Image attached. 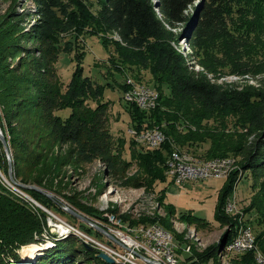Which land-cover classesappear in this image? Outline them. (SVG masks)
Wrapping results in <instances>:
<instances>
[{"label":"trees","instance_id":"16d2710c","mask_svg":"<svg viewBox=\"0 0 264 264\" xmlns=\"http://www.w3.org/2000/svg\"><path fill=\"white\" fill-rule=\"evenodd\" d=\"M31 1L33 10L19 13L10 9L0 16V125L9 136L14 180L22 183L19 189L48 209L54 207L53 199L26 187L29 182L41 185L43 180L46 185L51 184V170L43 161L47 146L54 144L69 145L67 156L73 163L88 164L97 159L117 178L134 166V173L123 184L147 190L158 181L168 180L164 172L173 145L198 158L231 155L238 159L242 172L233 170L222 184L213 222L196 216L192 210L177 215L174 206L164 200L165 189L157 201L165 207L168 218L175 216L196 228H225L219 242L193 251L185 259L188 264L217 262L220 250L233 240L238 224L224 206L244 171H249L252 194L242 210L255 235L256 248L264 258V75L256 80L257 86L241 87L221 79L227 71L255 72L248 52L254 43L249 40L264 32L257 24L264 18V0ZM23 15L33 19L26 33L36 45L28 61L19 62L14 68L8 58L20 57L21 51L16 48L18 38L9 24L18 22ZM255 31L259 34L255 35ZM85 34L98 37L107 49L112 46L108 61L116 72L124 74L130 70L129 76L135 81L146 82L158 91V106L147 110L122 98L132 128H162L166 139L157 148H142L131 140L126 147L129 159L124 158L127 141L123 136L114 138L108 126L110 101L103 100L105 86L83 73L85 52L79 42ZM180 37L188 44L185 55L177 49ZM64 52L73 54L75 67L70 80L62 84L52 64ZM195 65L201 67L195 70ZM145 71L149 74L147 81L142 79ZM116 85L123 93L125 81ZM66 107L71 110L66 118L55 114L54 110ZM26 114H33L37 120L34 125L42 130L36 138L43 140L45 154L40 152L38 141L25 138L15 126ZM7 165L6 157L0 153V169L5 177ZM15 195L0 179V264H18V259L22 262L18 249L42 243L45 232L54 239L56 248L45 250L34 264H78L81 261L76 256L81 254H86L93 264H109L98 257L99 248L74 240L72 234L55 240V235L48 232L45 211ZM165 220L166 217L145 216L132 226L158 222L172 233L178 246L185 243L182 233L163 225ZM255 256L254 251H246L234 261L258 264Z\"/></svg>","mask_w":264,"mask_h":264},{"label":"rangeland","instance_id":"374dc122","mask_svg":"<svg viewBox=\"0 0 264 264\" xmlns=\"http://www.w3.org/2000/svg\"><path fill=\"white\" fill-rule=\"evenodd\" d=\"M16 2H19V4H17L18 6L14 5V3ZM90 6L91 10H95V6ZM10 9H15L19 13H21L25 10H33V4L31 0H0V16L5 15ZM32 21L33 19L31 18V16L27 18L23 15L18 22L12 24L10 22L9 24L11 30L14 32V35L16 34V38H18V44L16 48L21 51L19 53L20 57H16L14 59H12L11 57L8 58L10 66H13L14 68L18 66L19 62L21 63L24 60L28 61L30 53L34 51L33 47H35L36 44H34L35 42L31 41L27 37L26 33V30L30 28ZM257 24H259L260 29L264 30V18L260 21L258 20ZM9 26L7 23L6 27L9 28ZM254 34L258 35L259 32L255 31ZM99 41L100 40L98 37L92 36L91 34H85L79 42L83 47V51L85 52L82 61L83 73L86 76L92 77L95 82L104 84L105 87L103 91V100L105 101L106 99H108L110 101L109 107H107L108 126L112 133L111 135H113L114 138L119 139L123 136L126 139L127 143L124 147L125 149L123 156L125 159H129V150L128 148H126L128 147V141L132 140L135 143L136 141L134 140L133 135L129 134L127 131L130 128L135 130L136 128H132L130 126L129 115L121 97L122 92L116 84L117 82L119 83V81L123 82L122 80H124L126 75H129L131 71L126 70L124 74L116 72L115 68H113V66L110 64V61H108V54L112 51V46H109L107 49ZM251 41L254 44L251 45L248 52H250V55L252 56L251 60L254 61L255 72H253V74L252 72L247 74H235L227 71L225 76L221 79L229 81L230 83H237L241 87L251 85L257 86L256 80L264 75V67L261 66L264 62V32L263 34L261 33V37L260 35L257 36V39H254L251 36L249 43ZM25 47L27 51L26 49H24ZM36 55L37 52L34 54V56ZM72 55L73 54H66V52L61 53L58 56V60L54 64H52L54 68L53 70L55 71L57 78L62 81V84H65V82H68L70 80L73 72L72 69H74L75 67V60L73 59ZM197 66H199V68L201 67L200 65ZM142 79L144 81H147V79H149V74L147 71L143 72ZM1 111L3 110L2 106L0 105V120H3ZM70 111L71 110H69L68 107L54 110L55 114L60 116L61 118H66ZM231 118L232 117L228 116V119L232 120ZM35 123L37 124V120L35 119L34 121V115L26 114V116H22V119H20L18 124H16L15 126L22 130V135H24L25 138H28L29 140L30 138H33L36 142L38 141L37 146H39L40 152H43L42 148L45 146V144L42 139L39 140V138H36L42 133V130L38 129L34 125ZM2 130V132H5L4 135L7 136L5 137V140H7L9 136L7 135L6 128L3 127ZM26 133L28 134L27 136L25 135ZM68 149L69 145L54 144L53 146H47V157L43 161V165L48 166V168L51 170L48 176V178L51 179V184L46 185L45 180H43V183L41 185H36L31 182L26 184V187H31L41 193L43 192L45 196L53 199V201L55 202V204H53L54 207L52 208L53 211L52 209L50 210L45 205H41V203L34 200L31 195L23 192L25 198H28L30 196L33 202L32 204L30 203L31 206L40 208L42 211H45V213L47 214V225L49 227L48 232L53 233L56 239H64L72 234L74 236V240L80 239L81 241H84L83 243L89 245V235H91L101 240L97 241L104 244L107 243L109 247H113L114 250H117L120 253H124L125 251V256L132 255L137 264H150L143 260V258L140 256V253H129L127 252V250L123 249L126 248L123 243V245L120 246L119 244L114 243L113 240L111 241L109 239V235L113 233L111 229L116 231L122 230L124 232V235L126 234L127 236L133 238V240L136 239L137 243L143 242L146 244L147 242L144 238H142L143 235H141L140 232L141 228H143L142 230H146V228L148 229V227H151V225H159L163 230L166 229L167 232L170 231L158 222L151 223L147 226L139 225V223L138 225L132 226V224L135 223V220L137 221L138 218L141 217L161 216L163 219L165 217L167 218V222L165 220V223H163V225H170L175 230V232L182 233L183 238L186 241L182 245L179 244L178 246L174 242V239H172L174 251L173 254L175 260L177 261V264H188L185 259L186 257L193 254V251H202L207 245L219 242V237H221L225 230L224 227L222 228L221 226L218 227L213 225L210 228L207 226H200L199 228H196L193 223L188 224L182 222L180 218H177L175 216H171L168 218L165 207L163 208L158 203L157 198L161 191L165 189L164 200L174 206L177 215L178 213H185L192 210V213L196 216L202 217L204 219L206 218L208 221L213 222V211H215L217 197L219 191L223 186L222 184H224L225 179H219V177H217V179L209 178L197 182L190 181L185 185L178 186L177 183H171L165 171L164 173L166 174L168 180L158 181L153 186V188L147 190L143 187L123 184V181L126 178L132 176L131 174L134 173V166L123 172L119 176V178H117L116 176L110 175V173L107 172L105 165L97 159L94 162H90L88 164H85L83 162L82 164L73 163V159L67 156ZM5 151L6 150L2 144V141L0 140V153H3L8 162L7 153ZM8 152L10 153L11 159L10 148ZM236 160L238 159L236 158ZM239 170L241 173V168ZM2 172V169H0V179L4 183H6L7 181L8 183L13 182L15 184L16 182L18 183V186L15 185L17 189L22 186V183H20L16 179L14 180V177L12 178V180L14 181L11 182L9 176H6V178ZM251 183L252 179L250 172L245 170L243 176L237 182L234 187L233 193L231 194L232 198H234V201L236 202L237 208L242 212L243 218H245V216L242 209L247 206L252 194ZM14 184L12 185L14 186ZM32 210L36 211V209L33 208ZM70 210H72L76 214L71 213ZM78 215H80L81 217H86V219L89 220L90 223H86V221L81 220L80 217H77ZM235 218L238 219L237 216ZM118 221L119 223H117ZM62 223H64L71 232V234L67 235L64 238H61V235L59 233H56L54 230V226H52L57 224L63 225ZM105 229L111 230L109 231V235L107 233L102 234L101 231H106ZM84 230L89 233L87 234ZM170 234L172 235L171 232ZM43 237V245L40 246H44L47 251L56 248L54 245L55 241L54 239H51V236H48V234L45 232ZM51 240L54 242L51 243ZM77 242L79 243V241ZM27 245H24L21 247V249H18V252L22 256V262L20 259H18V264H29L26 261L25 256H23L20 252L24 249L23 247H26ZM142 252L144 253L143 256L149 259V253L144 249ZM44 253L45 251L38 252L35 256V259L33 258V260H31L32 263L30 264H34L35 260H37L38 257L44 256ZM221 253L223 252L220 250L217 262H207V264H236L234 259H237L239 255L235 256L233 254V256L229 257L227 261H223L220 258ZM119 255L123 256L124 254ZM85 256L86 254H81L80 256H76V258L80 259L83 264H93V261L87 259V257ZM129 258L132 259L130 256ZM116 259V264H130L127 260H123V263H118L121 262L122 258L120 257H116ZM81 262H79L78 264H82ZM195 263L201 264V262L199 261H196ZM151 264H154V262Z\"/></svg>","mask_w":264,"mask_h":264},{"label":"built area","instance_id":"2783aa9c","mask_svg":"<svg viewBox=\"0 0 264 264\" xmlns=\"http://www.w3.org/2000/svg\"><path fill=\"white\" fill-rule=\"evenodd\" d=\"M178 46L177 49L179 52H182L183 55L187 53L186 50H189L185 38L179 40ZM198 68L199 66L195 65V70H198ZM123 81H125L126 85L125 90L121 93L124 101L130 103L134 102L136 107L142 110L152 109L157 105L159 94L154 87L148 85L146 82L142 83L135 81L134 78L129 75H126ZM127 132L133 135L136 143L142 148H157L160 146L161 142H164L166 139L162 128L158 126L151 129L148 128L145 131H136L135 129L130 128ZM239 169L240 167L237 164L236 158L231 155L216 156L209 159L198 158L191 154V152H186L181 150L178 146L173 145V149L166 159L165 173H167V176L174 184L177 183L178 186H182L190 181L197 182L209 178L217 179V177H219V179H226L233 170ZM225 211L229 215L232 214L235 217L237 216L238 224L236 226V234L232 237L233 240L226 245L222 251L223 253L220 255L221 260L227 261L229 257L233 256V254L237 256L246 251H254L256 253V262L258 264L261 262L264 263L262 254L258 252L256 248L255 235L252 227L250 224H247V221L243 218L242 212L237 208L232 195L228 198L225 204ZM117 223H119V221ZM142 229L143 228H141L140 232L141 235H143L142 238L146 240V244L143 242L137 243L136 239L133 240V238L125 234L126 238L133 242V246L137 252L140 253V256L146 258L143 256L144 253L142 252L144 249L149 253V259L152 260V263L177 264L173 254V237L170 232H167L166 229L163 230L159 225H151V227H148V229L146 228V230ZM111 230L117 232L113 229ZM96 243L102 250L109 253L100 243ZM110 253L115 256L118 254V252L116 253L114 250ZM117 256H120L122 259L125 257L130 264H137L132 255H129L132 259H130L129 256H121L119 254Z\"/></svg>","mask_w":264,"mask_h":264},{"label":"bare ground","instance_id":"6f19581e","mask_svg":"<svg viewBox=\"0 0 264 264\" xmlns=\"http://www.w3.org/2000/svg\"><path fill=\"white\" fill-rule=\"evenodd\" d=\"M156 106H158V104L156 105ZM142 110V109H141ZM0 129H1V131H3L2 130V128H1V126H0ZM3 133V135H4V132H2ZM5 136V135H4ZM5 137H7V136H5ZM234 172V171H233ZM12 174H13V171H12ZM14 177V176H13ZM11 182L12 181H14V180H10ZM2 184V183H1ZM12 192H14L16 195H18V197H20V198H22L23 200H25L26 202H28L29 204L31 203H33L32 202V200H31V198L30 197H28V198H25L24 196V193L21 191V190H19V189H17V187H15V185L16 186H18L17 184L18 183H16L15 182V184L12 182V183H8L7 181H6V183H4ZM12 184H14V186L12 185ZM15 195V196H16ZM28 200V201H27ZM35 203V202H34ZM63 225H61V224H57V225H52V226H54V230H55V232L56 233H59L60 235H61V238H64V237H66L67 235H69V234H71V232H70V230H69V228L67 227V226H65V224L64 223H62ZM56 228H57V230H56ZM97 228V227H96ZM73 230V229H72ZM106 231H101L102 232V234L103 233H107L108 235L110 234L109 233V231H111V230H108V229H105ZM100 231V230H99ZM116 231V230H115ZM80 232V231H79ZM100 232V233H101ZM114 233V234H113ZM113 233H111L110 235H109V239L112 241L113 239H115V238H117V239H115V240H113L114 241V243H117V244H119L120 246H122L123 244L125 245V247L126 248H123L124 250H127V252H129V253H137V254H139L138 252H137V250L135 249V251H134V248H133V242H131L129 239H127L126 238V235H124L123 233V231L122 230H118L117 232H113ZM112 235V237L110 238V236ZM48 236H50V234H48ZM88 237V236H87ZM115 237V238H114ZM52 239V238H51ZM92 239V240H91ZM55 240H57V239H55ZM52 241V240H51ZM94 241H96V242H98V243H100L103 247H104V249H106V250H108V252L110 253V252H112L113 250H114V248L113 247H109L108 246V244L107 245H105V244H103V243H101V242H99V241H97V240H95L94 238H92V237H89V245H92V246H94V247H96L97 249H98V247L100 248L99 250L101 251V252H104V253H107V251H104V250H102L101 249V247L99 246V245H97V243L96 242H94ZM121 241V242H120ZM54 242V241H53ZM94 242V243H93ZM255 242H256V240H255ZM52 243V242H51ZM123 243V244H122ZM40 245H43V243L42 244H31V245H29V246H26L25 247V249L24 250H22L21 251V254L23 255V256H25V259L27 260V261H29L30 263H32V261L31 260H33V258L35 259V256L37 255V253L38 252H40V251H45V250H47L44 246H40ZM87 245V244H86ZM257 247V246H256ZM114 251H116V252H119V251H117V250H114ZM109 253H107L108 255H109V257L110 258H113L114 260H113V263H115V261L117 262V259H116V257H120V256H113V254H109ZM250 253V252H249ZM119 254H124L123 256H125L126 254H125V251H124V253H120L119 252ZM22 257V256H21ZM100 257V256H99ZM30 259V260H29ZM102 259V258H101ZM124 260H126L125 259V257L123 258ZM123 259H121V262H118V263H123L124 261H123ZM104 260V259H103ZM143 260L144 261H146V262H148L149 263V261H151V263H152V260H150V259H148V258H143ZM105 261V260H104ZM108 263V262H107ZM113 263H109V264H113ZM150 263V264H151ZM127 264V263H126ZM154 264H162V263H155L154 262ZM164 264V263H163Z\"/></svg>","mask_w":264,"mask_h":264},{"label":"water","instance_id":"95a60500","mask_svg":"<svg viewBox=\"0 0 264 264\" xmlns=\"http://www.w3.org/2000/svg\"><path fill=\"white\" fill-rule=\"evenodd\" d=\"M182 37H180V39H181ZM0 140L2 141V144H3V146H4V148H5V152L7 153V157H8V165H7V167H8V176H9V179L10 180H12V178H13V174H12V162H11V159H10V153L8 152L9 151V146H8V142H7V140H5V136L3 135V133H2V131H1V129H0ZM71 211V213H73V214H76V213H74L72 210H70ZM77 217H80L81 218V220H83V221H86V223H90V221L89 220H87L86 219V217H81L80 215H78ZM96 228V227H95ZM112 236H110V238H111ZM113 238V237H112ZM113 240H115V239H113ZM99 256L102 258V259H104L106 262H108V263H113V258H110L106 253H104V252H99ZM98 256V257H99ZM149 263H151V261H149Z\"/></svg>","mask_w":264,"mask_h":264},{"label":"crops","instance_id":"0c3cea01","mask_svg":"<svg viewBox=\"0 0 264 264\" xmlns=\"http://www.w3.org/2000/svg\"><path fill=\"white\" fill-rule=\"evenodd\" d=\"M169 180H170V178H169ZM173 183V182H172Z\"/></svg>","mask_w":264,"mask_h":264}]
</instances>
